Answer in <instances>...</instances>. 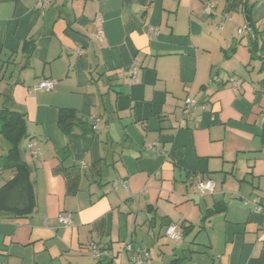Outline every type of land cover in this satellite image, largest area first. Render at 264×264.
<instances>
[{
	"label": "crops",
	"instance_id": "0c3cea01",
	"mask_svg": "<svg viewBox=\"0 0 264 264\" xmlns=\"http://www.w3.org/2000/svg\"><path fill=\"white\" fill-rule=\"evenodd\" d=\"M35 3L0 0V105L26 113L35 201L25 217L0 212V264H121L127 243L146 264H264L251 205L264 201V0ZM44 78L51 90H30ZM60 107L93 129L64 134Z\"/></svg>",
	"mask_w": 264,
	"mask_h": 264
},
{
	"label": "trees",
	"instance_id": "16d2710c",
	"mask_svg": "<svg viewBox=\"0 0 264 264\" xmlns=\"http://www.w3.org/2000/svg\"><path fill=\"white\" fill-rule=\"evenodd\" d=\"M246 9L247 24L252 26L254 36H256L257 30L253 27L254 24L248 14L250 7L246 6ZM256 41L257 39L254 37L250 42V50ZM57 125L64 134H70L76 126L82 127V129H93L90 121L77 119L75 111L66 107L58 109ZM85 132L86 129L84 130ZM0 135L9 144L7 152L0 155V171L11 173L4 183L0 185V212L12 217H25L33 212L35 206L30 172L26 161L23 159L22 153L24 149L21 146L22 141L29 138L26 128V113L10 109L4 104L0 105ZM221 210L222 207L220 206L210 208L207 210L205 218ZM111 263L109 261L107 264Z\"/></svg>",
	"mask_w": 264,
	"mask_h": 264
},
{
	"label": "built area",
	"instance_id": "2783aa9c",
	"mask_svg": "<svg viewBox=\"0 0 264 264\" xmlns=\"http://www.w3.org/2000/svg\"><path fill=\"white\" fill-rule=\"evenodd\" d=\"M35 8L40 12L43 11L45 6L50 2V0H35ZM148 32L151 36H155V30L153 27L148 28ZM232 84H237V81L234 78H229ZM55 85V81L50 78L39 79L35 84L30 87L31 91L35 90H51ZM184 106L186 110H192L195 107L199 106L202 110L205 109L204 103H198V101L191 97L184 98ZM95 124V123H94ZM27 149L29 150L31 156L37 157L40 155V148L34 143L30 142L27 145ZM193 186L200 192H212L214 189V182L209 179H196L193 181ZM247 203V201H245ZM252 209L255 213L260 214L263 218L262 223V231L264 232V201L259 198H255L251 201ZM58 220L63 225H68L71 222V214L69 212L60 215ZM164 235L171 241L179 242L182 239V231L181 226L175 223H168L164 229ZM125 251L131 252V256L127 262L121 264H146L150 260V254L145 248H137L133 249L130 243L124 245L123 248ZM92 251L95 254H98V248L92 245Z\"/></svg>",
	"mask_w": 264,
	"mask_h": 264
},
{
	"label": "rangeland",
	"instance_id": "374dc122",
	"mask_svg": "<svg viewBox=\"0 0 264 264\" xmlns=\"http://www.w3.org/2000/svg\"><path fill=\"white\" fill-rule=\"evenodd\" d=\"M0 155H3L2 152H7V149L9 147V144L7 143V141L2 137L0 136ZM168 261L169 259H164V262L168 264ZM113 264H117V263H113Z\"/></svg>",
	"mask_w": 264,
	"mask_h": 264
},
{
	"label": "water",
	"instance_id": "95a60500",
	"mask_svg": "<svg viewBox=\"0 0 264 264\" xmlns=\"http://www.w3.org/2000/svg\"><path fill=\"white\" fill-rule=\"evenodd\" d=\"M243 10H244V12H246V7H244V9H243ZM246 18H247V15H246Z\"/></svg>",
	"mask_w": 264,
	"mask_h": 264
}]
</instances>
